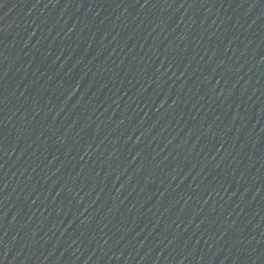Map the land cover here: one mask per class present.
Returning <instances> with one entry per match:
<instances>
[{
	"label": "water",
	"instance_id": "obj_1",
	"mask_svg": "<svg viewBox=\"0 0 264 264\" xmlns=\"http://www.w3.org/2000/svg\"><path fill=\"white\" fill-rule=\"evenodd\" d=\"M0 264H264V0H0Z\"/></svg>",
	"mask_w": 264,
	"mask_h": 264
}]
</instances>
